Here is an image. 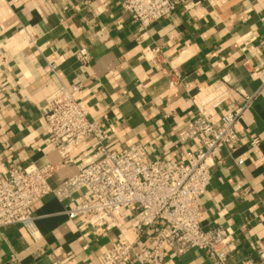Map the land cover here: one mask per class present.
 Here are the masks:
<instances>
[{
  "label": "crops",
  "instance_id": "1",
  "mask_svg": "<svg viewBox=\"0 0 264 264\" xmlns=\"http://www.w3.org/2000/svg\"><path fill=\"white\" fill-rule=\"evenodd\" d=\"M120 4L0 0V175L11 166L59 163L41 110L61 88L81 86L77 102L104 128L110 149L140 143L184 162L201 140L180 144L178 133L194 115V102L223 86L226 99L211 112L216 126L220 111L253 99L235 126L240 147L231 156L222 151L212 168L199 201L201 227L229 230L230 264L257 260L264 250V89L259 92L257 79L264 65V0H179L172 14L145 30ZM81 49L88 53L87 64L75 59ZM49 63L56 65L55 73ZM253 139L259 144L252 146ZM89 146L87 141L73 158L81 160ZM74 172V165L58 168L50 187ZM84 196L79 192L67 204ZM65 205L49 195L31 209L34 238L19 226L1 230L0 264H100L111 242L135 238L126 223L120 233L78 229ZM144 243L151 246V234ZM164 264L211 263L192 249L181 256L167 251Z\"/></svg>",
  "mask_w": 264,
  "mask_h": 264
},
{
  "label": "built area",
  "instance_id": "2",
  "mask_svg": "<svg viewBox=\"0 0 264 264\" xmlns=\"http://www.w3.org/2000/svg\"><path fill=\"white\" fill-rule=\"evenodd\" d=\"M179 0H121V10L141 30L175 11ZM80 64H87L88 53L75 54ZM51 73L56 65L48 64ZM259 92L264 89V65L257 72ZM81 86L61 88L45 101L41 116L48 139L60 159L57 165L23 168L11 166L0 175V231L10 226L23 228L36 235L31 209L46 196L65 203V215L76 221L78 229L118 230L126 223L135 235L133 240L120 236L100 256V264H164L166 252L181 256L187 251H200L211 264H230V232L222 226L209 230L201 227L200 199L207 193L211 171L220 163L222 151L232 155L241 145L235 126L253 97L243 100L232 111L219 112V125L211 112L226 99L223 86L204 94L194 102L195 113L180 131V144L200 139L201 148L187 152L185 161H175L154 149L137 143L117 151L105 145L104 128L92 120L77 102ZM258 92V93H259ZM225 93V94H224ZM90 141V146L77 162L73 154ZM259 144L253 139L252 146ZM237 159V167L243 165ZM75 166V172L55 186L49 180L60 167ZM85 196L78 202H67L77 193ZM129 214L124 216V213ZM151 234L152 244L144 239ZM238 264H264V250L257 260Z\"/></svg>",
  "mask_w": 264,
  "mask_h": 264
}]
</instances>
